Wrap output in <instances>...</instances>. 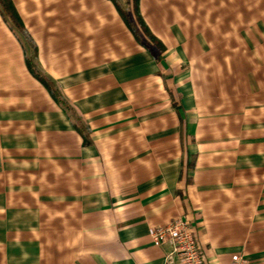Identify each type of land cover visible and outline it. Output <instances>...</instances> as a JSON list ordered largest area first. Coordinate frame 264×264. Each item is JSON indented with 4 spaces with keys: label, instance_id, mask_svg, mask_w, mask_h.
Instances as JSON below:
<instances>
[{
    "label": "crops",
    "instance_id": "crops-1",
    "mask_svg": "<svg viewBox=\"0 0 264 264\" xmlns=\"http://www.w3.org/2000/svg\"><path fill=\"white\" fill-rule=\"evenodd\" d=\"M78 126L0 13V264H165L175 218L207 264H264V0H11ZM82 132V133H81Z\"/></svg>",
    "mask_w": 264,
    "mask_h": 264
},
{
    "label": "trees",
    "instance_id": "trees-1",
    "mask_svg": "<svg viewBox=\"0 0 264 264\" xmlns=\"http://www.w3.org/2000/svg\"><path fill=\"white\" fill-rule=\"evenodd\" d=\"M119 13L125 26L143 48L160 62L164 48L146 27L139 10L140 0H109ZM0 13L11 31L19 38L25 49V62L29 73L43 86L52 100L59 105L78 126L79 119L58 90L55 83L39 68L36 46L23 26L11 0H0ZM82 133V132H81Z\"/></svg>",
    "mask_w": 264,
    "mask_h": 264
},
{
    "label": "built area",
    "instance_id": "built-area-1",
    "mask_svg": "<svg viewBox=\"0 0 264 264\" xmlns=\"http://www.w3.org/2000/svg\"><path fill=\"white\" fill-rule=\"evenodd\" d=\"M150 239L154 246H170L165 264H207L199 253L195 233L181 218H175L168 224L153 229ZM230 264H247V260L241 255H233Z\"/></svg>",
    "mask_w": 264,
    "mask_h": 264
},
{
    "label": "rangeland",
    "instance_id": "rangeland-1",
    "mask_svg": "<svg viewBox=\"0 0 264 264\" xmlns=\"http://www.w3.org/2000/svg\"><path fill=\"white\" fill-rule=\"evenodd\" d=\"M123 4L125 3V0H120Z\"/></svg>",
    "mask_w": 264,
    "mask_h": 264
}]
</instances>
